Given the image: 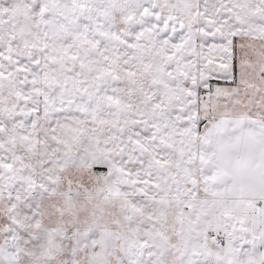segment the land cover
I'll list each match as a JSON object with an SVG mask.
<instances>
[{
  "label": "snow or ice",
  "instance_id": "6c2138e0",
  "mask_svg": "<svg viewBox=\"0 0 264 264\" xmlns=\"http://www.w3.org/2000/svg\"><path fill=\"white\" fill-rule=\"evenodd\" d=\"M0 264H264V0H0Z\"/></svg>",
  "mask_w": 264,
  "mask_h": 264
}]
</instances>
